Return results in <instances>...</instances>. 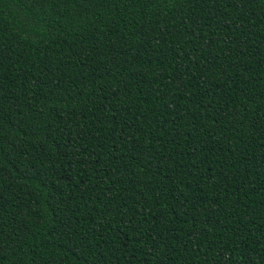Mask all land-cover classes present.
Returning <instances> with one entry per match:
<instances>
[{"label": "trees", "instance_id": "16d2710c", "mask_svg": "<svg viewBox=\"0 0 264 264\" xmlns=\"http://www.w3.org/2000/svg\"><path fill=\"white\" fill-rule=\"evenodd\" d=\"M0 264H264V0H0Z\"/></svg>", "mask_w": 264, "mask_h": 264}]
</instances>
